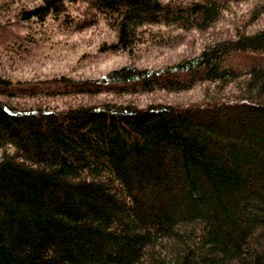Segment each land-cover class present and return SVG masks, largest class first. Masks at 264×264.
Here are the masks:
<instances>
[{
  "label": "trees",
  "instance_id": "trees-1",
  "mask_svg": "<svg viewBox=\"0 0 264 264\" xmlns=\"http://www.w3.org/2000/svg\"><path fill=\"white\" fill-rule=\"evenodd\" d=\"M242 3L241 24L160 68L0 75V264H264V0H0V32L13 16L102 21L105 49L130 52L154 27L208 32Z\"/></svg>",
  "mask_w": 264,
  "mask_h": 264
},
{
  "label": "rangeland",
  "instance_id": "rangeland-1",
  "mask_svg": "<svg viewBox=\"0 0 264 264\" xmlns=\"http://www.w3.org/2000/svg\"><path fill=\"white\" fill-rule=\"evenodd\" d=\"M248 6L245 3L233 5L225 12L223 23L208 32L154 27L145 41L130 52L105 49L106 44L114 40L115 32L102 21L75 30L63 28L56 20L39 25L33 21H19L13 16L8 22L10 25L6 24L8 27L0 32V75H6L19 85H52L64 78H99L124 65L160 68L199 54L216 33L232 31L235 22L239 25L246 18ZM263 22L264 18L254 27L263 25ZM155 34L158 36L150 37ZM6 45H13L14 50L7 49ZM198 89L166 93L161 98L186 103L199 98ZM141 98L146 100L145 96Z\"/></svg>",
  "mask_w": 264,
  "mask_h": 264
}]
</instances>
